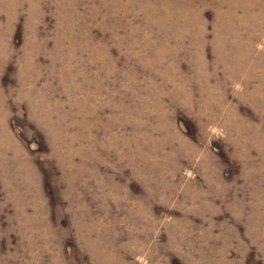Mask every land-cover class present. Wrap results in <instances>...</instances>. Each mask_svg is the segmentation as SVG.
<instances>
[{
    "label": "rangeland",
    "instance_id": "obj_1",
    "mask_svg": "<svg viewBox=\"0 0 264 264\" xmlns=\"http://www.w3.org/2000/svg\"><path fill=\"white\" fill-rule=\"evenodd\" d=\"M0 264H264V0H0Z\"/></svg>",
    "mask_w": 264,
    "mask_h": 264
}]
</instances>
